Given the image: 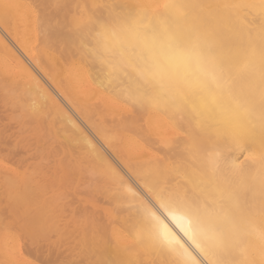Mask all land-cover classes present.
<instances>
[{
    "label": "bare ground",
    "instance_id": "1",
    "mask_svg": "<svg viewBox=\"0 0 264 264\" xmlns=\"http://www.w3.org/2000/svg\"><path fill=\"white\" fill-rule=\"evenodd\" d=\"M165 2L170 5L167 9L154 7ZM133 21L146 25L144 31L149 34L167 29L181 42H196L203 53L213 56L226 70L228 81L216 93V103H208L207 93L198 86L172 99L146 89L130 70L113 72L109 64H117L121 49L127 53L130 43L122 29ZM113 31L121 34L122 43L102 62L93 50L101 51L106 40L111 44ZM0 86L21 90L27 102L37 94L36 105L43 108L34 111L33 104L27 106L28 119H39L42 126L49 115L55 122L59 119L65 131L77 134L91 161L106 168L108 179L115 170L153 192L163 190L208 208L227 210L241 230V242L222 251V264H241L240 247L247 249L246 264H264V245L251 234L253 226L264 227V0H0ZM140 93L146 99L135 102ZM97 119L118 126L117 148L105 135L107 130L94 125ZM109 137L118 140L115 135ZM217 153L214 167L210 155ZM7 181L10 186L12 181ZM20 182L27 179L21 176ZM112 188L111 206L101 211L102 216L98 210L84 216L81 240L88 264H172L173 257L150 239H136V213ZM9 191L12 196V187ZM21 193L31 206L34 199L28 196L33 189L30 195ZM44 207L47 204L41 206L40 219L37 209L30 213L36 218L33 221L29 208L25 213L17 208L23 216L28 213L25 218L21 215L23 220L30 218L22 225H27L24 233L33 227L29 234L42 236V230L34 227L41 223ZM47 234L46 241L55 232ZM0 245L10 260L13 255L24 256L21 239L9 230L0 232Z\"/></svg>",
    "mask_w": 264,
    "mask_h": 264
},
{
    "label": "rangeland",
    "instance_id": "2",
    "mask_svg": "<svg viewBox=\"0 0 264 264\" xmlns=\"http://www.w3.org/2000/svg\"><path fill=\"white\" fill-rule=\"evenodd\" d=\"M0 87H1L0 89V166H1L0 167V219H1L0 232L9 230V232H12L15 235H17L21 239V242L23 243L24 252H25L24 256L21 257V259L24 258L22 261H20L21 259L19 258L20 256L18 255L11 256V260H12L11 261L10 258L6 256L5 247L3 245H0V264H18V262H20L19 264H27L30 262H31L30 264H39V263L40 264L43 263L44 264H57V263L58 264H64V263L88 264V262H90V259H86L82 245V240H81L83 234H81V232H83L84 229L86 228L85 227L86 224L83 223L84 216L86 214L88 215L98 210L99 212L98 215L102 216L101 211L104 208L111 206V201L109 197L112 196V193L114 191L112 188L113 185L111 183V180L108 179L109 178L108 175L104 172L106 168L102 165H99L96 162L91 161L92 159L91 155L86 154L87 153L86 149L85 148L83 149V147L81 146L79 142V137L76 136L77 134H75V132L71 133L65 131L63 125L61 124V122H59V119H57L55 122V118L52 115H49L50 117L48 116L47 119L45 118L46 121L45 122L43 121L45 123V124L43 123V126L42 124L40 125L42 121H40L39 119L33 118L34 119L33 121H31V119H28V116H26L27 106L29 105L31 106L34 101H35L34 103L36 104L37 101L34 98L37 97L36 96L37 94L34 97L30 98L31 100H33L31 103V100L27 102L26 98L28 97L23 96L21 90L16 89L15 92V88L5 87L4 89L2 88V86ZM12 90L15 92V93L13 92L14 95L13 94L10 95V92H12ZM22 103L24 104L23 106L25 107L22 106ZM26 103L29 104L27 105ZM37 106L38 108H40V106L41 108H43L42 104L41 105L37 104ZM22 109H24V111H22ZM97 120L98 121H95L94 125L101 126L103 130L105 128V132L106 130L107 132L108 130H110L109 131L110 135L106 134L107 132L105 133V135H107L108 139L111 140V141L109 140L110 143L112 142L111 145L117 148L118 147L117 145H120L119 144L120 132L118 130V126L116 127L115 125L113 126V123L108 119H101V120L97 119ZM51 121L54 122L53 125L49 124ZM60 124L62 125L61 127ZM54 125H56L57 127L55 128ZM42 130L46 132L42 133ZM63 131L66 132V134L63 133ZM62 133L64 134V138ZM51 135L53 136V138ZM112 135L113 136L115 135V137H117L116 139L118 140L116 141L114 139L113 141L112 138L109 137V136L112 137ZM67 139L68 141H70V144L69 142H67ZM72 139L74 140L72 141ZM74 141L77 142V144L74 145ZM110 150L112 149L110 148ZM112 154L115 155L114 152ZM5 167L8 169H6ZM11 167L13 168L14 171L11 170L12 169ZM16 170L18 171V173ZM94 171H96L97 173ZM68 172L70 175L68 174ZM98 173L100 174V176L98 175ZM20 175L24 176L27 179V182H25L26 185L25 183L23 184L22 182H20V177H21ZM70 178H73L74 180ZM4 180L12 181L10 182L12 183L10 186L13 189L12 192L15 193L12 194L13 198L11 196V191H9L11 190V187ZM14 182L16 183L15 186L17 188H14V186H12L15 184ZM27 185L30 189H28ZM107 187L109 190L107 189ZM21 188H23L24 190L27 189V191H29V194L27 191L23 193L24 190H22ZM15 189L18 191H16ZM32 189H33V195H30V191L32 192ZM20 190L22 191V193ZM106 190L107 192H105ZM19 192L22 195L25 194L24 196L30 195L28 197L34 199L33 200L34 202L36 200L38 204L36 202L34 203L33 201H31L30 204H32L33 206L32 205L30 206L29 201L27 200L28 198L25 197L23 198L19 194ZM36 193L39 195H36ZM15 195H17L18 197L15 198ZM19 198H21V200L22 198L26 200L27 204H25L24 200H22L23 203L21 200L12 201L13 199H19ZM53 198L55 199L58 198V200L55 201V199ZM105 201L108 203H106ZM17 202L20 203L18 204ZM13 203L14 205L15 203H17V205H19L18 207H20L19 209H21L22 207L23 210L22 209L21 210L24 213L27 211V208H29L30 209L29 217H32L31 215L36 209L38 210L35 211L37 216V213H39L40 209H42L41 206H43V204L46 206L47 204L48 208L44 207L45 210H42L41 212V214L44 213L43 218L41 217L42 220H44V222L42 220L41 223L40 221L39 223L34 221L32 225L34 226V223H37V226L35 224L34 229L35 230L39 229L40 231L42 230V232L39 231L42 234V236L39 235L41 238L44 235H46V233L49 234L55 232V234H52L51 237L49 236L50 239L47 237L49 240L46 241L45 236H44L45 239H41L39 236H36L34 234L32 235L29 234L30 233L29 229L30 228L32 229L33 227L30 228L28 227V231H26V233L31 235V238L27 239V234L23 232V228L25 231V227L27 225L25 227L22 225L26 224L28 222V219L30 218L27 219L26 217L27 222L25 219L23 220L22 217L25 218V216H27L26 214L28 213H26L23 216L22 215L23 213H21V211L17 209L18 208L17 206L15 208V206H13ZM33 203L36 205H34ZM22 204L24 205L25 208H23ZM54 208L57 209L58 211L56 210L55 212ZM30 213L32 214L30 215ZM51 214H53L52 219H50L52 217ZM40 216L41 215L39 213L38 219H40ZM95 216L97 215L95 214ZM32 219L33 217L30 219V221L36 220V218L33 220ZM48 219H50L49 222ZM55 220H57V223ZM1 222L4 223V225L2 223L3 227L1 226ZM15 222L16 223L18 222L17 224L21 225L22 227H19L18 225L16 226ZM45 223H47L46 226ZM50 225L53 227L51 229V232H49L51 228ZM47 226L48 228L46 230ZM35 230L33 231L37 232ZM56 230H58V232ZM29 239L35 241H30ZM61 239L62 241H60ZM3 254L4 256H6V259L5 257H3ZM29 254H31V256ZM77 256L78 258L75 259V257ZM56 257L59 258H57L55 261ZM7 259L10 261H7ZM92 261L94 262L93 259ZM95 264H100V263L96 262Z\"/></svg>",
    "mask_w": 264,
    "mask_h": 264
},
{
    "label": "snow or ice",
    "instance_id": "3",
    "mask_svg": "<svg viewBox=\"0 0 264 264\" xmlns=\"http://www.w3.org/2000/svg\"><path fill=\"white\" fill-rule=\"evenodd\" d=\"M154 7L167 9L170 5L165 2ZM146 27L133 21L122 29V35L130 40L128 52L121 49L119 62L109 64L111 70H130L146 89H155L172 99L181 96L184 89L198 86L207 93L208 103L215 104L216 93L228 83L226 70L213 56L203 53L196 42H181L167 29L149 34L144 31ZM112 37L113 42L106 40L101 51L93 50L102 62L113 47L122 43L121 34L113 31ZM144 99L143 93L134 98L138 103ZM32 108L35 111L38 106L33 103ZM218 161V153L210 155L212 166H218ZM111 180L118 197L136 213V239H150L173 257L172 264H222V251L241 242V230L227 210L208 208L163 190L153 192L148 185L142 187L131 178L126 180L115 170ZM233 206L238 207V203L233 201ZM251 234L264 245V227L253 226ZM239 251L241 264H246V247Z\"/></svg>",
    "mask_w": 264,
    "mask_h": 264
}]
</instances>
